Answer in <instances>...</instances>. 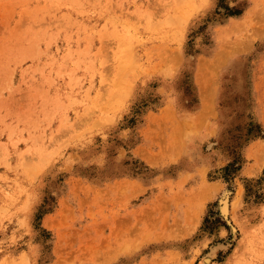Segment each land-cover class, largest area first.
I'll use <instances>...</instances> for the list:
<instances>
[{
	"label": "rangeland",
	"instance_id": "1",
	"mask_svg": "<svg viewBox=\"0 0 264 264\" xmlns=\"http://www.w3.org/2000/svg\"><path fill=\"white\" fill-rule=\"evenodd\" d=\"M0 264H264V0H0Z\"/></svg>",
	"mask_w": 264,
	"mask_h": 264
},
{
	"label": "bare ground",
	"instance_id": "2",
	"mask_svg": "<svg viewBox=\"0 0 264 264\" xmlns=\"http://www.w3.org/2000/svg\"><path fill=\"white\" fill-rule=\"evenodd\" d=\"M209 94H210V92L209 91H207V90H205L204 91V96H205V102L207 101V99H208V97H209ZM205 194V193H204ZM224 194V193H223ZM227 195V194H226ZM205 198V197H204ZM219 208H221L220 210H221V212L223 213V212H225L227 209H226V201H223L222 203H220V207ZM221 213V214H222ZM234 229V228H233ZM233 231V230H232ZM212 255H211V253H208V254H206V256H205V261L207 262L209 259H210V257H211Z\"/></svg>",
	"mask_w": 264,
	"mask_h": 264
}]
</instances>
